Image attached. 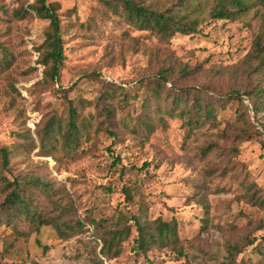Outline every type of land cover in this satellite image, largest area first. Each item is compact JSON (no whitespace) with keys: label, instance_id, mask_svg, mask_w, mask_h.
Returning <instances> with one entry per match:
<instances>
[{"label":"rangeland","instance_id":"rangeland-1","mask_svg":"<svg viewBox=\"0 0 264 264\" xmlns=\"http://www.w3.org/2000/svg\"><path fill=\"white\" fill-rule=\"evenodd\" d=\"M32 2L0 0V264H264V205L252 197L264 201V111L248 96L264 89L248 59L257 36L264 46V8L215 21L206 2L196 31L162 41L124 21L122 0H48L64 56L50 80L37 63L48 22L26 10ZM176 97L191 118L212 115L189 127ZM241 130L252 139L239 142ZM17 181L41 220L5 209ZM134 216L175 221V247L138 249ZM49 222L75 232L60 239ZM124 227L120 253L99 255Z\"/></svg>","mask_w":264,"mask_h":264},{"label":"trees","instance_id":"trees-1","mask_svg":"<svg viewBox=\"0 0 264 264\" xmlns=\"http://www.w3.org/2000/svg\"><path fill=\"white\" fill-rule=\"evenodd\" d=\"M206 2L212 3V8L209 12V17L215 21H227L232 20L236 17L244 15L248 9L252 6L258 4L264 8V0H175L168 8L161 9L157 6H145L141 2H136L135 0H122V10L120 15L124 21L139 30H146L151 33H154L156 37L161 39L162 41L168 40L169 37H172L176 33L181 34H191L193 31L197 30L200 22L198 19V14L200 12L201 5ZM115 8V12H117ZM27 11L34 12L35 16L39 20H45L48 22V27L44 31V41L42 43V47L45 49V53L43 56H39L37 59V63L43 66V78H49L50 80H54L59 76V67L63 60V51H62V39L60 37L61 26L58 18V4L48 2V0H33V2L26 9ZM40 55V54H39ZM248 59L254 62H257L256 66L258 70L264 69V46L263 39L257 36L253 42V50L248 55ZM5 62L3 58L0 62L1 64ZM164 75H160V79H163ZM163 81V80H162ZM161 84L155 83L154 89L151 91L154 94L160 95L159 90ZM159 91V92H158ZM232 94H238V92H233ZM249 97L255 96L259 102L256 104L253 103V109L255 114H258L264 111V89H259L255 93L248 94ZM252 99V98H251ZM172 103H174L175 107L173 109L174 113L178 114L180 118L188 117V125L189 127H194L195 125L201 123L205 119V117L211 116L212 112L209 110H204L202 112V118H191V111L186 107H181V105L188 104V101L184 98L176 97L173 98ZM70 121L69 125L71 128L75 129L73 119L76 117L74 109H70ZM237 139L239 142H245L252 139L253 134L249 133L246 130H241ZM262 148H264V141L262 142ZM9 152L6 148H0V163L1 167L6 168L8 166L9 161ZM120 161L116 160V162L112 163V167H116V165ZM144 168L146 165L143 166ZM8 184V183H7ZM6 184V185H7ZM20 182H15L13 185V189L6 197L5 209L11 211L13 213L21 212L27 216L33 215L32 221L41 220V217L38 216L35 218L36 211L33 209L34 207L30 206L27 201L24 200V189L20 188ZM43 186V184H40ZM253 188L256 186L252 184ZM126 193V197H130L129 190H124ZM250 191V190H249ZM259 191V189H256ZM252 197L255 198V205L263 206L264 201L260 200L257 197L256 192L254 191ZM206 208L205 205H203ZM33 213H32V212ZM207 214V212H205ZM134 224L138 230V243L137 248L141 251L147 250L151 246H168L171 245L175 247L177 243L176 236V223L175 221L165 222L160 219L154 220L151 225L141 224L140 219L137 216L133 217ZM44 223V222H40ZM40 224L37 225V230L41 227ZM48 224H51L50 222ZM54 230L56 231L57 236L60 239H67L72 237V233L75 232L74 227L69 226L67 223L63 222L58 224V222H53ZM80 228L82 233L88 231L86 227H84L81 223H78L77 226ZM127 228H123V230L119 232H115L109 238L102 239V246L99 251V255L102 257H111L110 252L114 249V256L120 253V245L119 240L121 238V233L125 231ZM236 247V246H235ZM229 248V256L231 258L235 255H238L240 252L239 248ZM47 249V247H44ZM235 250L234 254L230 252V250ZM32 264H39L36 261L32 262ZM94 264H101L99 262Z\"/></svg>","mask_w":264,"mask_h":264}]
</instances>
